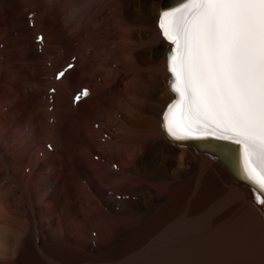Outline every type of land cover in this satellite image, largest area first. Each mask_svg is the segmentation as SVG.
Segmentation results:
<instances>
[{
  "label": "bare ground",
  "instance_id": "6f19581e",
  "mask_svg": "<svg viewBox=\"0 0 264 264\" xmlns=\"http://www.w3.org/2000/svg\"><path fill=\"white\" fill-rule=\"evenodd\" d=\"M162 3L0 0V263L264 264L241 145L161 127Z\"/></svg>",
  "mask_w": 264,
  "mask_h": 264
},
{
  "label": "snow or ice",
  "instance_id": "6c2138e0",
  "mask_svg": "<svg viewBox=\"0 0 264 264\" xmlns=\"http://www.w3.org/2000/svg\"><path fill=\"white\" fill-rule=\"evenodd\" d=\"M158 28L175 46L168 55L169 89L178 99L164 112L166 136L181 141L197 126H211L204 136L218 129L241 145V172L247 162L244 178L264 211V168L252 163L255 156L264 165V0H181L161 9Z\"/></svg>",
  "mask_w": 264,
  "mask_h": 264
},
{
  "label": "water",
  "instance_id": "95a60500",
  "mask_svg": "<svg viewBox=\"0 0 264 264\" xmlns=\"http://www.w3.org/2000/svg\"><path fill=\"white\" fill-rule=\"evenodd\" d=\"M175 0H164V8H170V7H173V6H175V2H174ZM186 139H223L222 137H218V136H204V135H198V136H190V137H188V138H186ZM197 141H199V140H197ZM227 142H230V143H234V142H232L231 140L230 141H227ZM234 144H236V143H234ZM195 145H196V147L197 148H199V149H203L204 148V146H203V144H201L200 142H195ZM245 181H247L246 179H245ZM250 184V183H249ZM250 187L254 190V191H256L255 189H254V187H253V185H251L250 184ZM257 192V194L259 195V192L258 191H256Z\"/></svg>",
  "mask_w": 264,
  "mask_h": 264
},
{
  "label": "rangeland",
  "instance_id": "374dc122",
  "mask_svg": "<svg viewBox=\"0 0 264 264\" xmlns=\"http://www.w3.org/2000/svg\"><path fill=\"white\" fill-rule=\"evenodd\" d=\"M163 4V3H162ZM163 8V5H161V9ZM21 18L22 17H16L15 18V20L17 19V22H19L20 20H21ZM158 28V27H157ZM158 30H159V32H160V29L158 28ZM12 35H14L13 33L10 35L11 37H12ZM14 37V36H13ZM161 37H163V36H161ZM159 39H160V37H159ZM164 39V38H163ZM161 40V39H160ZM165 40V39H164ZM166 41V40H165ZM166 42H168V41H166ZM169 43V42H168ZM170 44V50H171V48L173 47V44H171V43H169ZM175 47V46H174ZM169 50V51H170ZM17 64V63H16ZM167 67H168V69H169V63L167 64ZM177 96H178V94H176ZM166 111V110H165ZM164 111V112H165ZM163 112V113H164ZM199 128L200 129H202L201 131L199 130ZM195 131H197V132H201L202 134L205 132V131H208L207 129H205L204 127H202V126H197L196 127V129H195ZM253 195L255 196V194H254V191H253ZM256 197V196H255ZM137 223H134V224H132V225H136ZM129 225H131V224H128V222L127 223H125V224H123V227H122V231L120 232V238H121V236H122V234L124 233V232H126L127 230H128V227H129ZM119 234V233H118ZM4 257V255H0V261H1V259ZM15 258V257H14ZM0 264H3V263H0Z\"/></svg>",
  "mask_w": 264,
  "mask_h": 264
}]
</instances>
